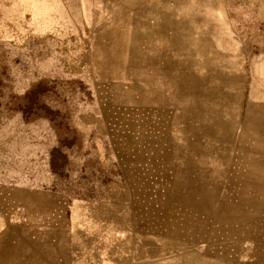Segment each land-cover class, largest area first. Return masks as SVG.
Listing matches in <instances>:
<instances>
[{"label":"rangeland","instance_id":"1","mask_svg":"<svg viewBox=\"0 0 264 264\" xmlns=\"http://www.w3.org/2000/svg\"><path fill=\"white\" fill-rule=\"evenodd\" d=\"M165 5L50 0L47 28L37 16L34 34L25 35L24 17L26 25H11L13 40L0 41V240L6 236V245L14 221L23 228L63 223L67 231L74 201L93 208L89 233L81 232L80 260L68 264H138L142 252L144 264H219L239 253L249 264V253L264 245V225L238 232L214 218L210 207L235 194L184 191V162L175 155V148L184 153V137L195 140L192 163L201 159L205 166L187 172L194 189L228 185L221 177L230 173L228 162L217 155L232 147L222 144L217 127L222 98L212 93L213 82L193 98L194 110L209 114L203 123L194 115L191 131L184 96L169 97V88L143 81L153 9ZM32 8L44 14V3ZM247 100L242 84V110ZM203 149L208 154L199 158Z\"/></svg>","mask_w":264,"mask_h":264},{"label":"crops","instance_id":"2","mask_svg":"<svg viewBox=\"0 0 264 264\" xmlns=\"http://www.w3.org/2000/svg\"><path fill=\"white\" fill-rule=\"evenodd\" d=\"M49 1L0 0V41L13 40L12 33L10 35L12 23L14 27L22 26L27 17L26 28H30L23 34H34L32 26L37 16L41 18L40 26L47 28ZM153 1L159 6L165 3L169 8L161 10L155 6L153 9V50L151 55L145 56L142 64L143 81L151 80L154 85L158 82L161 89L169 88V97L171 92L175 97L177 94L184 96L186 130L191 131L194 115L195 118L201 115L203 123L205 114H209L203 108L199 112L194 110L193 98L198 96V88L203 91L204 86L213 82L212 93L216 98H222V105L217 109L220 115L217 127L222 130V144L232 147L222 148L217 155L218 160L228 162L224 166L230 173L221 176L228 180V185L222 182L220 186H212L208 182L209 185L199 184L194 189L193 179L187 172L193 167L200 170L205 166L200 163L201 159L196 165L192 163V142L195 140L184 137V153L175 148L176 157L184 162L183 172L187 179L184 191L235 194L231 199L226 197L210 207L217 222L237 225L238 232L241 227L264 225V151L257 152L258 147L264 146V0ZM33 3H44L43 15L32 8ZM252 20L257 21L258 28L251 26L255 23ZM213 66L216 67L210 70L209 67ZM217 67H221L220 72H216ZM242 84L243 87L247 85L248 93L243 110L240 101ZM161 89L162 93L167 90ZM235 130H242L248 136L235 137ZM203 150L196 153L199 158L208 154ZM230 151H233V157ZM73 208L75 220L70 218L67 231L63 223L50 228L37 223H27L25 228L16 221L10 223L7 245L6 236L0 240V264H68L71 258L80 260L81 232L89 233V213L93 207L74 201L70 205V214ZM3 225L5 221L0 216V231ZM260 247V250L249 253V264H264V245L260 244ZM240 254L236 255L238 260L215 262L245 264L241 263ZM144 262L142 252L138 255V264Z\"/></svg>","mask_w":264,"mask_h":264},{"label":"bare ground","instance_id":"3","mask_svg":"<svg viewBox=\"0 0 264 264\" xmlns=\"http://www.w3.org/2000/svg\"><path fill=\"white\" fill-rule=\"evenodd\" d=\"M147 209H148V208H147ZM110 212H111V211H110ZM119 216H120V215H119ZM123 220H124V219H123ZM120 227H121V226H120ZM73 228H74V227H73ZM75 229H76V228H75ZM79 230H80V229H79ZM150 232H151V231H150ZM90 234H92V233H90ZM92 235H93V234H92ZM94 243H95V242H94ZM99 245H101V244H99ZM85 256H86V255H85ZM85 256H84V257H85ZM82 258H83V257H82Z\"/></svg>","mask_w":264,"mask_h":264}]
</instances>
